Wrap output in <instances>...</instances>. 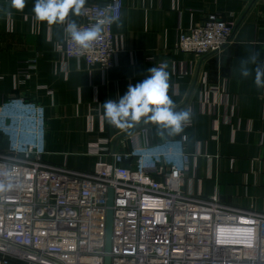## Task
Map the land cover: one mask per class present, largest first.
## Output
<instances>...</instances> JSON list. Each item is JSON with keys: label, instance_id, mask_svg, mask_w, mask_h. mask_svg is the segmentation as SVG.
<instances>
[{"label": "crops", "instance_id": "0c3cea01", "mask_svg": "<svg viewBox=\"0 0 264 264\" xmlns=\"http://www.w3.org/2000/svg\"><path fill=\"white\" fill-rule=\"evenodd\" d=\"M121 1V17L112 25L120 52L107 71L63 55L57 46L65 42L64 26L38 21L35 0H26L23 11L9 9L11 15L0 11V105L20 95L44 108L43 158L50 164L91 171L146 141L182 140L190 156L185 192L208 197L217 190L229 206L264 210V88L255 86L254 72L241 74L242 61L256 66V53L264 66V0ZM9 4L0 0V9ZM209 15L234 24L231 44L221 54L202 57L180 50L181 30ZM70 19L82 23L81 16ZM164 61L175 110L192 112L183 131L158 135L156 125L143 121L127 130L110 126L102 104L118 100ZM7 146L0 134V150ZM120 165L134 167V159Z\"/></svg>", "mask_w": 264, "mask_h": 264}, {"label": "built area", "instance_id": "2783aa9c", "mask_svg": "<svg viewBox=\"0 0 264 264\" xmlns=\"http://www.w3.org/2000/svg\"><path fill=\"white\" fill-rule=\"evenodd\" d=\"M81 26L110 16L102 37L83 54L71 42L57 49L111 69L120 52L112 25L122 1L85 5ZM235 26L209 15L181 30L178 48L198 57L221 54ZM44 108L24 96L0 105V264H105L108 192L114 190L110 264H264V210L229 206L217 190L204 197L182 188L189 154L182 140L147 141L114 162L81 171L46 162ZM147 134L146 131L142 132ZM134 159V167L120 163Z\"/></svg>", "mask_w": 264, "mask_h": 264}, {"label": "clouds", "instance_id": "9594fccd", "mask_svg": "<svg viewBox=\"0 0 264 264\" xmlns=\"http://www.w3.org/2000/svg\"><path fill=\"white\" fill-rule=\"evenodd\" d=\"M87 0H35L32 12L40 22L62 25L65 41H71L81 54L91 50L95 42L102 37L105 25L111 24L112 18L104 16L90 26L78 25L71 17H80L86 13ZM26 0H10L8 8L0 9L5 15H11L9 9L23 11ZM259 53L251 57L256 65L250 69L249 61H242V76H251L254 72V83L257 88H264V66L257 63ZM167 61L159 66L150 67L149 75L135 86L129 85L127 92L118 100H107L102 104L103 116L110 126L121 130L133 128L140 122L157 126L158 135L167 132L169 135L179 134L183 126L190 122L191 110L176 111V105L169 96L170 73ZM0 188L3 185L0 184Z\"/></svg>", "mask_w": 264, "mask_h": 264}, {"label": "water", "instance_id": "95a60500", "mask_svg": "<svg viewBox=\"0 0 264 264\" xmlns=\"http://www.w3.org/2000/svg\"><path fill=\"white\" fill-rule=\"evenodd\" d=\"M113 212H114V190L109 189L108 192V210H107V225H106V242H105V264L111 263V247H112V226H113Z\"/></svg>", "mask_w": 264, "mask_h": 264}]
</instances>
